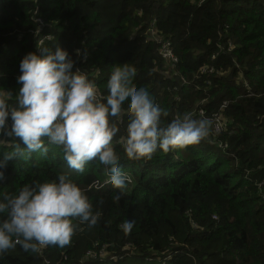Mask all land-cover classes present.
<instances>
[{"label": "trees", "instance_id": "1", "mask_svg": "<svg viewBox=\"0 0 264 264\" xmlns=\"http://www.w3.org/2000/svg\"><path fill=\"white\" fill-rule=\"evenodd\" d=\"M38 20L52 35L44 46L67 50L102 96L113 67L128 63L132 86L146 88L167 113L162 126L185 113L213 125L198 144L135 160L116 142L127 115L114 121V155L131 177L122 193L95 188L106 183V166L94 159L82 172L71 169L62 146L46 138L47 152L24 150L8 160L0 200L66 174L97 221L72 220L64 247L17 244L0 264H264V0H0V92L10 102L20 61L37 52ZM153 27L158 37L149 35ZM158 38L171 41L176 64L160 55ZM218 113L227 125L220 133ZM12 142L25 147L0 133V159ZM126 221L133 222L127 232Z\"/></svg>", "mask_w": 264, "mask_h": 264}, {"label": "clouds", "instance_id": "2", "mask_svg": "<svg viewBox=\"0 0 264 264\" xmlns=\"http://www.w3.org/2000/svg\"><path fill=\"white\" fill-rule=\"evenodd\" d=\"M33 34L37 52L27 53L20 61V87L14 100L10 102L9 94L0 92V133L18 137L25 145L21 148L15 142L9 144L13 151L0 159V181L4 180L6 162L24 150L47 152L46 138L48 143L62 146L63 159L71 169L82 172L94 159L106 166L108 179L102 186L96 183L95 188L109 184L122 193L131 177L119 166L112 144L120 131L114 121L125 114L124 134L116 142L129 159L151 158L158 149L167 153L210 136L212 120L195 118L191 113L178 115L162 126L161 116L167 113L146 88L132 86L135 69L130 64L113 67L106 83L107 94L102 96L94 80L80 68L74 70L75 61L67 50L58 44L54 48L44 46L52 40L45 23L44 27L38 24ZM46 36L51 40L43 42ZM76 51L81 54L79 49ZM114 199L119 200L120 194ZM74 219L91 227L97 215L68 175L24 184L0 200V257L17 244L25 251L68 245L75 229ZM120 227L127 232L133 222L126 221Z\"/></svg>", "mask_w": 264, "mask_h": 264}, {"label": "built area", "instance_id": "3", "mask_svg": "<svg viewBox=\"0 0 264 264\" xmlns=\"http://www.w3.org/2000/svg\"><path fill=\"white\" fill-rule=\"evenodd\" d=\"M37 22L42 27H44V22L42 20H38ZM40 31L41 30H39L38 32H40ZM151 35H153L154 37H158V33H157V31L155 29H153L151 31ZM46 39L47 40H51V37L50 36H46V37L43 38L42 41L44 42ZM157 40H158L157 42H158V44L160 46V54L162 55V57L165 58V59H167V60L170 59L169 61H171L174 64H176L178 60H176V58H175V55H174V51H173V47H172L171 42L168 41V40L160 39V38H158ZM162 51H164L166 53V56L163 55ZM226 106H227L226 103L223 104V108H225ZM201 114H203L205 116V113L203 111H201ZM216 115L218 116V121L220 122V126H222V129L220 128V126H218V124L215 125V128H216V132L217 133H220V132H222L223 130L226 129L227 125L223 121L222 116H221L222 115L221 113H218ZM10 126H11V119L9 118L7 127L10 129ZM11 137H15V136H11Z\"/></svg>", "mask_w": 264, "mask_h": 264}, {"label": "rangeland", "instance_id": "4", "mask_svg": "<svg viewBox=\"0 0 264 264\" xmlns=\"http://www.w3.org/2000/svg\"><path fill=\"white\" fill-rule=\"evenodd\" d=\"M170 42H171V41H170ZM171 44H172V43H171ZM172 46H173V44H172ZM162 53H163L164 56H166V53H165L164 51H162ZM160 55H161V54H160ZM161 56H162V55H161ZM222 117H224V116H222ZM177 158H178V157H177ZM157 174H159L160 176H164L165 173H164V172H160V173H157ZM43 247H44V246H43ZM43 247H42V248H43Z\"/></svg>", "mask_w": 264, "mask_h": 264}, {"label": "crops", "instance_id": "5", "mask_svg": "<svg viewBox=\"0 0 264 264\" xmlns=\"http://www.w3.org/2000/svg\"><path fill=\"white\" fill-rule=\"evenodd\" d=\"M223 116H224V114H223ZM223 121H225V122H226V119H225V118H223ZM223 146H226V145H220V147H222V148L225 150V148H224ZM112 147H113V145H112Z\"/></svg>", "mask_w": 264, "mask_h": 264}]
</instances>
